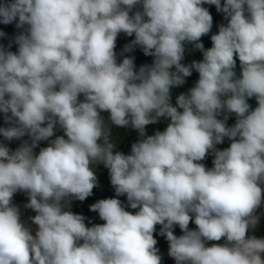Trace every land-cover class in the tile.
Masks as SVG:
<instances>
[{
    "label": "clouds",
    "instance_id": "1",
    "mask_svg": "<svg viewBox=\"0 0 264 264\" xmlns=\"http://www.w3.org/2000/svg\"><path fill=\"white\" fill-rule=\"evenodd\" d=\"M205 5L223 16L216 33ZM13 22L22 31L0 45V136L29 140L0 142V264H162L157 226L175 264H264V238L249 234L264 207V0H0V24ZM120 33L134 39L118 62ZM189 46L201 60L184 63ZM137 47L150 64L124 55ZM111 126L138 133L129 154ZM97 165L115 195L90 205L103 221L93 224L71 205L99 187Z\"/></svg>",
    "mask_w": 264,
    "mask_h": 264
},
{
    "label": "crops",
    "instance_id": "2",
    "mask_svg": "<svg viewBox=\"0 0 264 264\" xmlns=\"http://www.w3.org/2000/svg\"><path fill=\"white\" fill-rule=\"evenodd\" d=\"M209 8L210 13L213 15V29L212 33H216L218 31V25L223 23V16L220 13H217L215 10L214 5H205ZM0 31H3L6 35L4 37H0V45H3L5 48L9 45V43H12L13 38L15 35H17L22 29H17L15 26V22L9 25L0 24ZM210 35L202 37V42L204 43L205 48H209L212 46ZM134 39L133 37H128L124 33H120L117 38V46H116V52H117V60L120 62L122 60V56L120 53L123 51V48L126 44L130 43V41ZM17 46L13 43L11 51H16ZM125 56H134L135 57V63L137 65V68L141 66L142 64H150L152 62V57H146L144 56L143 52L137 47L134 49L131 53H124ZM202 54L199 51H193L191 50V46H189V51L186 52L184 63H191L193 60H201ZM238 68H239V62H237ZM198 80V73L193 71V74L186 78V82L183 86L173 88L171 90L172 95V103L175 105L176 97L180 93H186L188 89L193 87L195 85V82ZM83 99V97H81ZM250 105L254 108L256 106L255 99L249 100ZM102 115L107 119L108 114L102 113ZM168 121L165 119H161L158 123L153 125H148L146 127V131L148 135L154 134L155 131L160 130L163 131L167 126ZM235 123V117H231L228 120V125L231 126ZM10 126L8 123H6L4 119V114L0 113V127H8ZM56 135H63V131L59 129L57 126L56 128ZM138 139V133L131 129V128H122V127H116L111 126V140L116 144V150L122 151L125 154H129L131 150L132 143L136 142ZM24 140H29L28 136H24L19 140H13V141H6L2 136H0V142L7 145L10 150H15L17 147L20 146V144ZM229 141L225 139L223 144L217 145L218 149H223L229 146ZM40 147H46L47 141L40 142ZM36 151H39V148L36 149ZM212 155H209L202 163H204L207 167H212ZM96 173L99 180V187L93 189V195L88 197L85 201H73L71 205V211L84 215L86 217V223L89 221L93 224L95 223H103V221L100 220L97 213L90 211V205L95 203L99 199H105V198H112L114 197V189L112 188L110 184V180L108 177V171L103 167V165H97ZM122 201L126 202V197H119ZM27 195L24 192H17L13 197V203L20 209L21 213V219L26 224H31V221L29 217L34 216L35 213L31 209H27L24 207V205L27 203ZM129 211H135L131 209H126ZM260 213L262 214L261 221L256 229L252 230L249 234L255 235L258 238H264V207H262L260 210ZM90 226V225H89ZM35 226H33L34 228ZM190 229H194L196 226L193 223H190L189 225ZM160 226H157V231L154 233V237L157 239V247L160 250V255L162 256V264H175V261L168 256V242L164 237H161L158 235ZM174 233L176 235H181V231L179 227L177 226L174 230Z\"/></svg>",
    "mask_w": 264,
    "mask_h": 264
}]
</instances>
